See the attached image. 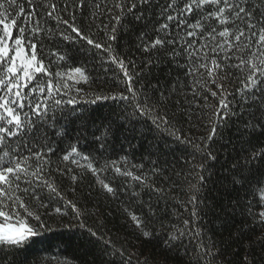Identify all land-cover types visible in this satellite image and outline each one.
<instances>
[{"label":"snow or ice","instance_id":"6c2138e0","mask_svg":"<svg viewBox=\"0 0 264 264\" xmlns=\"http://www.w3.org/2000/svg\"><path fill=\"white\" fill-rule=\"evenodd\" d=\"M137 27L121 52L122 34ZM154 133L189 157L187 175L174 173L187 186L186 219L160 207L175 199L163 185L177 181L156 160L107 155L121 137L132 146ZM53 140L67 148L57 154ZM221 151L231 155L220 178L227 204H209ZM65 181L72 192L89 181L119 202L135 241L117 245L103 222L89 226L95 213L67 198ZM217 211L247 222L232 264H258L257 255L264 264V0H0V264H228L202 223ZM53 225L69 230L63 247L30 261ZM160 235L165 255H145Z\"/></svg>","mask_w":264,"mask_h":264},{"label":"trees","instance_id":"16d2710c","mask_svg":"<svg viewBox=\"0 0 264 264\" xmlns=\"http://www.w3.org/2000/svg\"><path fill=\"white\" fill-rule=\"evenodd\" d=\"M140 29L137 27L133 29L127 35L121 36L119 41L120 51H128L132 46V42L135 40V36L139 33ZM127 45V47H125ZM49 50H55L57 52L67 49H63L62 46L57 47L56 45L49 43L47 45ZM134 51V49H133ZM47 55V52L45 53ZM53 59H55L53 57ZM47 64L48 61L46 60ZM89 67L92 64H96V67L93 69L94 72L99 73L102 69L99 67V64L95 61L89 59L88 61ZM71 64V61H69ZM61 66L63 67V63L61 62ZM78 66V64L73 65ZM107 67V65H105ZM55 71V68L52 69ZM167 69H164L160 72L161 78H163L164 73ZM111 74H109L110 77ZM73 81H69V85L71 86ZM106 104H113L112 101L102 102ZM88 107V106H85ZM95 107V106H92ZM79 110V109H78ZM100 111L104 114H107L109 111L108 108H102ZM59 115V113H58ZM64 121L62 120L61 123ZM186 134L187 133V125H185ZM153 134H149L148 138L144 141L133 140L131 145H129L128 141H125L123 137L120 138V143L116 144L115 152L112 149H109L107 155L112 159H116L119 156H123L128 154L130 160L136 163L143 162L146 166L150 167V160H156L157 166L166 170V175L171 177L172 180L177 181L175 187L170 186V182L164 184L166 188H168L170 195L175 197V199L169 198L168 200L161 201L160 207L167 208L170 213L169 219L173 221L186 219L189 217V213L191 211V206L188 205L185 207L184 203L187 200V196L182 189H186V184L182 182V178L177 177L174 173H180L183 171V175H187L185 160L189 157L187 153L184 151V146L180 145L178 142L173 141L170 137L167 136L166 133H154L156 139H152ZM168 141V146L163 150V154L152 155L151 157L148 155V152L145 150L149 143H163V141ZM75 141H73L74 143ZM121 144L123 145V151H121ZM52 146L57 150V154H60V149H66L67 143L59 144L55 140L52 141ZM81 150L87 151V146L84 142H81ZM57 159L56 156L52 157V160L55 162ZM231 159V155L229 153H225L221 151L218 153V161L210 162L214 166L210 168V172L212 173L211 179L206 185L205 195L209 198L208 203L212 204L213 202L219 203L223 202L227 204V193L224 188L221 187L220 178L225 175L224 169L228 166L227 162ZM158 183H160L158 181ZM89 181H85L83 184H80L75 192L70 191L68 182H64L63 190L68 199L76 200L79 198V202L84 207L91 209L94 215L88 217L87 224L89 226H96L103 222L104 229L109 232V234L113 237V239L117 242V245L123 243L125 238L128 241H135V237L131 233V229H129L125 224V217L121 212L122 205L116 201H110L105 199L104 194L99 191L96 187H88ZM147 199V197H145ZM231 206H229L230 208ZM239 209H237V213ZM166 223L168 221H165ZM202 223H204L208 229H210L208 235L216 240L217 245L225 250V259L228 261V264H232V261L236 259L232 253L236 251L237 244L234 242V237L237 234V229L245 225L247 222L243 220L238 214L233 215L231 211H217L215 215L209 214L203 218ZM56 228V225H53ZM159 228V224L156 225ZM69 230L65 228H56L55 232L45 233L43 237L39 238L43 241V243H38L34 246L33 254L30 256L31 260H41V258L45 255H51L52 253L57 251L56 246L61 245V234L67 233ZM72 232H75L77 236L80 233V229L73 227L71 229ZM163 238L162 235L157 236L152 242H144L143 250L145 255H152L153 257L159 259L165 255V250L160 244V240ZM137 247H140V243L136 242ZM64 254H71L64 253ZM173 255V254H169ZM243 255V252H241ZM258 264H260V257L257 255ZM170 264H175L174 261L170 262Z\"/></svg>","mask_w":264,"mask_h":264}]
</instances>
